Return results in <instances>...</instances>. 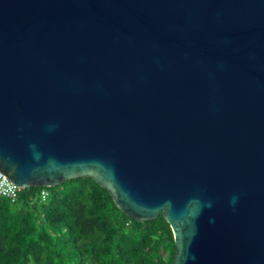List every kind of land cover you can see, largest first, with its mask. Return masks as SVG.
<instances>
[{
    "label": "water",
    "instance_id": "1",
    "mask_svg": "<svg viewBox=\"0 0 264 264\" xmlns=\"http://www.w3.org/2000/svg\"><path fill=\"white\" fill-rule=\"evenodd\" d=\"M0 173L161 213L172 264H264V0H0Z\"/></svg>",
    "mask_w": 264,
    "mask_h": 264
},
{
    "label": "trees",
    "instance_id": "2",
    "mask_svg": "<svg viewBox=\"0 0 264 264\" xmlns=\"http://www.w3.org/2000/svg\"><path fill=\"white\" fill-rule=\"evenodd\" d=\"M175 252L161 213L135 221L90 178L0 197V264H172Z\"/></svg>",
    "mask_w": 264,
    "mask_h": 264
},
{
    "label": "built area",
    "instance_id": "3",
    "mask_svg": "<svg viewBox=\"0 0 264 264\" xmlns=\"http://www.w3.org/2000/svg\"><path fill=\"white\" fill-rule=\"evenodd\" d=\"M21 189L13 184L8 178L0 173V197L9 199L14 202L18 196ZM46 191H41L40 198L44 200L47 197Z\"/></svg>",
    "mask_w": 264,
    "mask_h": 264
}]
</instances>
